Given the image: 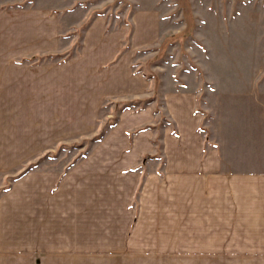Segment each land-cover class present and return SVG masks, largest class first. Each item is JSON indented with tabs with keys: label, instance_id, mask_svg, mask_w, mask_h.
Masks as SVG:
<instances>
[{
	"label": "crops",
	"instance_id": "crops-1",
	"mask_svg": "<svg viewBox=\"0 0 264 264\" xmlns=\"http://www.w3.org/2000/svg\"><path fill=\"white\" fill-rule=\"evenodd\" d=\"M33 35L38 38L37 32L17 37L18 48L22 39L35 43ZM7 45L11 46L0 34V264H181L203 260L264 264V142L258 141L264 135V102L255 96L245 101L253 112L244 118L243 100H233L228 107L223 101L220 118L209 96L204 101L198 88L184 90L176 83L173 94L161 95L176 126L174 137H169L166 127L159 131L162 158L141 157L148 151L140 149L142 131L134 134L128 146L130 152L135 151L134 157L103 158L101 153L73 161L39 159L22 171L17 169L25 160L19 158L20 152L24 148L35 152L49 143L48 138L45 143H27L23 136L36 134L33 128L40 126L52 143L57 133L55 118H61L62 125L70 116L65 107L56 116L50 104L55 101L49 96L41 100L45 108L35 106L41 81L55 79V64L47 66L45 79L40 73L18 74L21 65L6 62ZM33 47L26 51L33 52ZM95 50L107 56L99 62L94 79L98 101L145 95L142 76L135 78L127 60L116 69L113 47L96 44ZM67 63L62 66L63 80L73 67L81 80L78 94L86 98L85 62ZM38 66L34 63L27 68L34 73ZM29 78L30 82L21 83ZM18 86H26L29 94L23 97ZM148 107L134 112L132 121ZM199 107L210 115L208 134L221 125V136L197 133ZM236 109L239 115L235 118L241 115L238 119L232 114ZM245 120H252V125H244ZM138 126L142 123L127 130ZM64 127L61 131L69 129V125ZM235 127H239L237 134ZM243 134L255 137L253 159L243 158L250 152L239 136ZM258 153L263 156L258 158ZM236 154L240 158L231 157ZM241 163L253 168H236Z\"/></svg>",
	"mask_w": 264,
	"mask_h": 264
},
{
	"label": "rangeland",
	"instance_id": "rangeland-1",
	"mask_svg": "<svg viewBox=\"0 0 264 264\" xmlns=\"http://www.w3.org/2000/svg\"><path fill=\"white\" fill-rule=\"evenodd\" d=\"M36 32L38 38L33 35L37 39L35 43L27 44L22 39V49L18 48L17 37H28ZM0 34L11 45H7L10 48L6 60L8 66L21 65L22 69L16 73L28 77L40 73L45 79L47 66L55 64V79L49 83L41 81L43 86L38 88L40 94L35 106L45 108L46 104L41 100L45 101L49 96L55 101L50 104L55 107L56 116L62 114L64 107L70 116L64 121L69 129L63 131L65 124H59L62 119L55 118L57 133L52 143L49 135L41 132L40 126L32 127L36 134L23 136L27 143L31 140L45 143L47 138L49 143L35 152L26 148L20 152L19 158L25 160L17 169L22 171L39 159L73 161L99 157L101 153L103 158H131L135 151L130 152L129 143L135 139L134 134L142 131L140 149L148 151L141 157L162 158V134L159 131L166 127L171 134L169 137H174L176 126L170 112L166 113L164 109L167 103L164 104L161 95L173 94L176 83L185 87L184 90L198 88L203 96H209L212 105L220 112V118L223 101L228 107L233 100H243L241 115L244 118L253 112L248 103V108L244 109L247 107L245 101L255 96L261 104L264 102V0H0ZM96 44L113 47L115 51L111 58L119 61L115 62L116 69L120 70L121 64L127 60L129 71L135 72V78L142 76L146 90L144 96L106 99L102 103L95 98L96 71L99 62L107 58L100 50H95ZM32 45L35 50L26 51ZM79 62H85L87 66L86 98L78 94L81 80L72 72L73 67L66 71L67 78L63 80L62 66L65 63L74 66ZM34 63L39 64L38 72L32 73L27 65ZM122 78L120 72L119 79ZM29 80L31 78L21 83L26 84ZM166 84L165 90H160ZM18 88L23 97L29 94L26 86ZM203 100L206 101L207 97ZM199 105L205 103L201 101ZM147 106L140 121L133 122L134 112ZM197 111L200 118L197 133L206 137L221 136L219 124L208 134L209 123H212L210 115L200 107ZM232 114L235 118L239 111L236 109ZM243 122L246 126L252 125V120ZM138 123H142L138 130V127L127 130ZM59 131L66 133L58 134ZM234 131L237 134L239 127ZM147 136L150 137L148 140ZM239 136L250 151L243 158H255L254 135ZM172 139L177 142L176 138ZM258 141L264 142V135ZM261 152L264 154V150ZM262 153H258V158L263 156ZM231 157L240 158L237 154ZM236 168L246 170L253 165L241 163ZM181 264L223 262L203 260Z\"/></svg>",
	"mask_w": 264,
	"mask_h": 264
}]
</instances>
